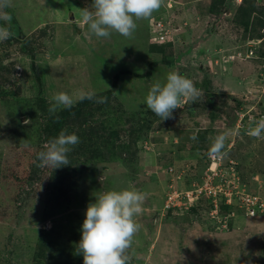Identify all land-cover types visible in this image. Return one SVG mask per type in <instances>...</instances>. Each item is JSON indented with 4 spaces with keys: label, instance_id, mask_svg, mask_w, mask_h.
Returning a JSON list of instances; mask_svg holds the SVG:
<instances>
[{
    "label": "rangeland",
    "instance_id": "1",
    "mask_svg": "<svg viewBox=\"0 0 264 264\" xmlns=\"http://www.w3.org/2000/svg\"><path fill=\"white\" fill-rule=\"evenodd\" d=\"M212 1L163 0L158 10L166 9L172 20L183 18L188 22L183 24L182 29L170 30L168 39L173 40V46H166L161 55L151 53L149 27L144 23L145 19L136 21L137 27L131 38L117 39V44L114 42L113 45L107 43L108 52L106 48L105 52L100 51L102 47L97 48L99 45L105 47L104 41L102 43L95 36L89 38L87 27L78 22L79 10L90 8L92 0H12V7L5 11L13 13L23 36L27 38L23 44L28 41L40 44L37 66L39 73L42 70L49 79L44 88L39 83L36 72H25L28 65L21 66L24 54L22 45L16 39L0 42L2 65L11 72L3 70L1 75L4 78L0 81L7 90H14L18 97L22 96L21 99L45 97L50 101L54 93L67 92L71 95L77 90L107 92L112 88L116 76L130 78L128 73L131 71L141 76L130 78L127 86L118 87L119 93H116L118 101L131 111L142 107L145 109L149 88L156 82L162 85L166 83V77L172 71L191 79L201 95L195 102L186 99L183 107L172 113L169 124L178 131L180 129L175 144L183 150L174 153L157 151L158 142L152 137L153 145L144 147L145 151L135 157H129L127 165L119 162L98 164V171L93 173L95 181L88 178L90 170L83 175L78 174L81 170L78 166V171L71 170L73 173L69 172L64 183L66 190L71 189L73 193L57 198L55 206L59 209L53 210L55 214L47 220L39 213L44 208L51 211L53 206L48 208L49 199L45 204L39 205L41 193L35 198L36 190L40 191V183L36 181L29 184L24 180L35 169L39 170L40 177L44 176L42 172L46 167L37 166V156L45 150L46 143L38 138L37 128L31 127H39L41 116L38 120H32L29 115L31 108L27 103L18 104L15 100L3 98V103L0 101V264H68L78 254L77 246L82 238L81 229L88 204L95 203L96 197L104 192L130 189V186L147 193L143 212L135 218L142 227L129 250L130 254L134 253L132 264H249L260 258L264 249V216L249 218L242 208L233 207L232 212L236 214L233 219L223 221L219 216L213 219V212L205 200L200 202L196 211L183 215L176 212H169L168 215L164 208L170 185L167 172L170 165H174L176 172L188 180L176 183L178 188H186L192 178L201 180L206 152L191 149L197 144L191 137L195 134V124L199 121L203 129L212 124L213 140L222 133L234 131L235 134L229 135L225 141L232 140L229 147L234 146L233 140L239 136L236 139L240 144L238 149L236 147L237 153L228 151L225 158L241 160H238L239 163L234 159L240 164L244 175L241 179L249 189L255 188L252 177L264 176V139L246 138L238 134L237 129H233L234 122L239 124L241 118L240 131L246 124L251 126L254 118L264 114L260 109V103L264 101V43L258 49L259 59L241 64L235 61L232 64L235 70H230V77L228 71L224 74V79L223 76L215 79L214 74H222L221 69L224 71L226 63L215 64L213 60L206 62L205 55L200 52L202 46L209 42L221 47L214 55L218 54L222 58L225 55L235 57L240 49H246L240 40L248 37L249 32L245 36L243 28L233 22L241 0H227L232 12L221 18L208 12L207 8ZM158 10L152 13L151 20L157 18ZM202 10L206 13L201 14ZM197 18H200L199 22ZM75 22L78 26H74ZM188 24L191 25V30H188ZM9 25L10 22L0 20V26ZM137 29H141L140 33H143L139 38H136L138 35L134 37L135 33H139ZM256 29L253 35H264L259 26L253 27L252 31ZM184 33L188 35H183ZM133 38L136 39L132 41ZM188 47L191 53L179 60L177 66L164 65L168 68L163 69L158 78H154L157 75L156 68H153L151 76L143 77L150 71L153 60L161 61L163 56L168 59L173 55L178 58ZM149 52L151 57L147 54ZM97 53L102 56L95 62ZM105 53L112 57V62L106 58L102 60ZM43 57L46 58L44 62ZM101 65L108 72L105 76L102 72L95 78V67ZM228 66L230 67V63ZM23 76L26 79L24 83ZM105 80L108 87L104 86ZM208 97H211L212 105L207 102ZM78 100L75 99V102ZM180 118L184 120L180 122ZM125 119L128 120V116ZM168 120L155 122L153 133L160 127L162 130L170 129L169 124H166ZM133 122H128L127 126L130 128L129 123ZM119 138L118 144L125 140L123 131L119 132ZM25 144L28 146L25 147ZM201 144L208 146L210 142ZM180 154L184 158H176ZM250 173L255 174L251 177ZM77 184L81 189L77 188ZM218 211L220 212L219 209ZM41 237L50 241L40 242Z\"/></svg>",
    "mask_w": 264,
    "mask_h": 264
},
{
    "label": "trees",
    "instance_id": "2",
    "mask_svg": "<svg viewBox=\"0 0 264 264\" xmlns=\"http://www.w3.org/2000/svg\"><path fill=\"white\" fill-rule=\"evenodd\" d=\"M93 1V0H92ZM236 1V0H233ZM232 2V0H231ZM264 0H241V3H239V6L235 12L234 20L233 22L235 25H237L240 28H243L246 34L249 32L248 37L242 38L240 40V43L242 45L246 46V49L237 52L236 56L231 59L230 56L225 55L224 58H222L220 55L215 54L214 52L220 50V46L218 45H212L209 42H206L204 46H202L201 55H205V60L206 62L208 61H214V62H221V63H226V68L224 71L221 69L222 74H214L216 76L215 79H220L223 76V79L225 78L224 74H226L229 71V77H230V70L233 69L234 67L232 64H234L235 61L243 63V62H248L249 60H256L259 58L255 57H249L246 59V52L252 47L250 45H255L258 42H261L262 44L264 43V35L260 36H255L253 35L257 29L253 32L252 28L255 26H259L260 30H264ZM180 9V8H179ZM178 9V10H179ZM177 10V11H178ZM208 12L211 15H214L215 17L221 18L223 15H227V13L231 14V6L229 3H227V0H213L212 3L208 6L207 8ZM231 11V12H230ZM201 14L206 13L205 11H201ZM170 13L166 12V9L164 10L163 8L161 10L157 11V31L152 30L151 26V19L149 21V33H150V46H151V53H161L164 54L166 46L172 47L173 40L168 39L170 37L169 33L170 30L174 31L176 28H184L183 24H186L188 20L186 19H174L172 20L171 16H169ZM12 16V20L10 21V25L8 26L12 32V38L16 39L21 45H22V51L23 57L21 58V66L25 67V65H28V67H25V72H34L37 73L38 75V81L41 83V86L45 88V83H48L49 79L46 78V75H44L43 71L41 70V73H39L38 69V60L40 56V44L36 45L35 41L34 43H30L29 41L23 44L27 38L23 36L21 28L18 26V22L16 18L13 16V13H10ZM153 16H155L153 14ZM201 16V15H200ZM155 18V17H154ZM200 18H197V21L199 22ZM74 26H77L74 24ZM162 26V27H160ZM188 30H191V25H187ZM138 33V32H137ZM138 34H134V37H136ZM183 35H188V33H184ZM20 37V38H18ZM24 38V39H23ZM161 38V40H160ZM23 39V41H22ZM121 39V38H119ZM245 48V47H244ZM261 48V47H260ZM252 49H256L253 47ZM39 52V53H38ZM191 53L190 47L186 50V52H181L176 58L175 55H173L170 58H163L161 61H155L153 60L151 65H150V71L145 73L143 77H149L151 76V72L153 68L157 69V75H154V78L157 76H160L161 73H163V69H166L168 67L164 65H168L173 67L174 65L177 66L179 60H182L183 57H186ZM208 53V55H206ZM264 56V52H263ZM45 57V56H44ZM43 57V62L46 60V58ZM225 58L228 59V61H225ZM29 60V61H28ZM2 59L0 58V80L4 78V76L1 75L2 71L4 72L8 71L3 65H2ZM99 61V60H98ZM259 61V60H258ZM28 62V63H27ZM230 63V67L228 66V63ZM202 66V65H201ZM237 64L235 65V67ZM169 67V68H171ZM209 67V64L208 66ZM22 69V68H21ZM158 69H161L158 71ZM235 70V68H234ZM8 73L11 74V72L8 71ZM130 78H137L141 76L138 73L135 72H129L128 73ZM179 74H181L179 72ZM236 75V72H234ZM233 74V76H234ZM182 75V74H181ZM232 75V74H231ZM123 76V75H122ZM122 76H116L112 88L109 91L101 92V93H96L97 98L99 97H106L107 100L104 103H98L96 100H78L73 104L71 109H64V108H58L55 113H50L49 112V107L51 106L47 98L45 97H34L33 99H21V97L16 94V91L14 90H7V87L3 86L2 81H0V101H3L5 99L8 100H15L18 102V104L22 103H27V105L31 108V112L29 115L31 116L32 120H38L39 116H41L42 122H40L39 127L38 126H31V127H36L37 128V136L38 138L45 143H48L54 138H57L60 134L61 131H66V134H73L75 133L78 137L80 142L75 145V146H70L71 151L67 154L69 164L66 166H62L57 169H53L52 167H46L45 170H43V177L39 176V170H33L31 174L27 175V177L24 179L27 183L29 184H34L36 181H38L40 184L38 185L40 191L36 190L35 193V198L36 196L41 193L42 195H39V205L45 204V202L49 199L48 203V208L53 206L51 208L52 210L48 209H43L42 212L39 214L44 217V220H47L48 218H52L55 213H53V210L59 209L58 207L56 208L55 204L57 203V198L59 197H64L65 195L69 193H73L71 189L66 190L65 188V180L69 176V172L71 170H75V172L78 171V166L81 167V170L78 172L81 175H83L85 172L90 170V174L88 178H91L93 181H95L94 174L98 171V164H109L112 162H119L121 164L127 165V161L129 160V157H135L138 153H141L142 151H145L144 146L145 143H151V138L155 137L154 139L157 140L158 145L157 149L162 151L163 148L167 150V146L169 147V152H176V151H181L183 148L181 147H176V142L175 140L177 139L179 131L172 128L170 126V120L171 118L167 121V125L170 127V129L167 130H162V127L156 130L153 129V124L155 122L161 121L159 117H157L154 113L151 111H147L148 109L145 106V109L142 107L138 109L137 111H131L125 107V104L123 105L121 102L118 101L116 93H119L117 91L118 87L123 88L126 87L127 84L130 82L129 76L127 78H122ZM22 77V76H21ZM10 79V78H9ZM23 83L26 82V79H24V76L22 78ZM127 81V82H126ZM125 83L124 85H122ZM41 87V91H42ZM203 89V88H202ZM150 90V88H149ZM237 90V89H236ZM117 91V92H116ZM17 95V97H16ZM42 96V95H41ZM210 103L212 105L211 97H208ZM3 103V102H2ZM260 109L264 113V101H261L260 103ZM145 111V112H144ZM147 112V113H146ZM192 113V112H191ZM128 116V120L125 119V117ZM264 116V114L262 115ZM261 116V117H262ZM261 117H256L252 120L251 125H254L256 121L261 119ZM180 122L184 120V118L179 119ZM134 121L133 123L130 124V128L127 126L128 122ZM254 121V122H253ZM214 122V120H213ZM165 124V125H166ZM236 124L237 122H234L233 129H236ZM196 128H195V134L197 136L196 145L191 147V149L194 150H201L205 151L206 154H204V157L206 158L205 160V165L202 167V173H201V180H195L192 178L190 182L185 186L186 188L181 190H187L190 189L192 186L193 182H198L199 184L202 183V180L204 178L206 169L208 167V156H209V150L211 147V144L213 142L212 137V132L213 129H211V125L207 126V128L203 129L200 127V121L199 123L196 122ZM127 126V127H126ZM126 128V130L124 129ZM166 129V128H165ZM183 129V128H182ZM185 130V129H184ZM123 131L125 140L123 142L119 143V132ZM238 134L244 135L246 138L254 139L253 137H250L248 135V132L246 131V128L242 129L241 131L238 130ZM157 133V134H156ZM152 134H155L156 136H152ZM237 134V135H238ZM164 138L166 139L164 141ZM239 138L236 137L234 141V146L229 147L231 144V141L226 142V151H231L237 153V149L239 148L240 144L239 142L236 141V139ZM160 139V140H159ZM212 139V140H211ZM194 141V142H195ZM210 145H202L201 143H209ZM236 144V145H235ZM163 146V148L161 147ZM156 149V150H157ZM233 149V150H232ZM208 151V152H207ZM131 155V156H130ZM181 156L178 155V157ZM227 158V157H226ZM224 157V162L225 164H229L231 161L236 163L235 168L237 174L240 175V177H243L244 175L242 174L243 172L241 171L240 168V160L239 158H234L237 160L235 162L234 159H229L227 160ZM241 161V160H240ZM76 165V167H74ZM171 167H174V165H170ZM169 166V168H170ZM176 169V168H175ZM27 172V170H26ZM73 173V172H71ZM170 176V185L171 181L173 179V175L171 172H168ZM178 173L176 172V175ZM255 173H250L249 176H254ZM38 176V177H37ZM87 177V175H85ZM185 177V176H184ZM179 181H186V179H183ZM255 177H258L259 180H261L264 183V176L257 175ZM254 177H252L253 179ZM257 178V179H258ZM24 181V182H25ZM188 182V180L186 181ZM243 182V181H242ZM256 184L257 181H253ZM169 185V186H170ZM81 189V186L77 184V188ZM69 191V192H68ZM71 191V192H70ZM34 198V199H35ZM69 198V196L67 197ZM209 203V209L213 207L212 205V200L207 201ZM53 203V204H52ZM211 203V204H210ZM221 207V215L224 217H227V215L230 214L232 210V206L225 205L224 203H220ZM49 208V209H50ZM195 208H191V212L196 211ZM189 211V212H190ZM172 211H168V215ZM188 213V212H187ZM181 216V215H180ZM259 216H264V214H260ZM48 240V241H47ZM50 239L43 238L41 237L40 242H49ZM41 264V263H40ZM68 264H83V256L80 254H77L74 259H71L68 261ZM249 264H264V249L262 250V254L260 258L254 259L250 261Z\"/></svg>",
    "mask_w": 264,
    "mask_h": 264
},
{
    "label": "clouds",
    "instance_id": "3",
    "mask_svg": "<svg viewBox=\"0 0 264 264\" xmlns=\"http://www.w3.org/2000/svg\"><path fill=\"white\" fill-rule=\"evenodd\" d=\"M162 4L163 0H93L90 8L79 10L78 22L87 27L89 38L92 36L110 38L113 32L125 38H131L137 27L136 21L150 18ZM10 7H12V0H0V20L5 22L12 20V16L5 11ZM12 35L9 27L0 26V42L10 39ZM260 44L261 42L250 45L256 48L252 57L258 58ZM252 48H248L246 56L250 50H253ZM200 95V90L195 87L191 79L177 71H172L168 73L166 83L162 85L156 82L151 86L145 104L148 110L163 121L172 118L173 110L182 108L185 99L195 102ZM74 98L81 101L95 99L98 103H104L107 100L106 97L97 98L93 91L77 90L71 95L67 92H58L51 96L49 112L55 113L58 108L71 109L75 103ZM28 122L25 121V123ZM234 134L235 132L230 130L216 136L211 144L209 155L217 158L227 157L225 141L229 135ZM248 135L256 139H264V118L256 121L255 127L249 128ZM191 139L196 140L197 136L194 134ZM79 142V137L75 133L66 134V131H61L57 138L44 145V151L38 153L37 166L57 169L68 165L67 154L71 151L70 146H75ZM255 179L256 177L253 181L256 182ZM146 198L147 193L137 190L135 186H130V189L104 192L96 197L95 203L88 204L81 229L82 238L77 246L78 254L83 256V264H132L134 253L130 254L129 250L135 235L142 227L135 218L143 212ZM229 206H232V209L233 207L240 209L236 204ZM218 209L223 221L233 219L236 215L231 210L230 214L224 217L221 215L220 206ZM243 212L245 213L244 210ZM260 214L262 213L247 216L256 218Z\"/></svg>",
    "mask_w": 264,
    "mask_h": 264
},
{
    "label": "built area",
    "instance_id": "4",
    "mask_svg": "<svg viewBox=\"0 0 264 264\" xmlns=\"http://www.w3.org/2000/svg\"><path fill=\"white\" fill-rule=\"evenodd\" d=\"M151 28L157 31V18L151 20ZM162 27V26H160ZM161 39V38H160ZM255 54V49L250 50L247 54V58L252 57ZM234 57H231L233 59ZM225 60H228L225 58ZM211 63V62H210ZM218 62H215L217 64ZM186 99L184 100V104ZM261 118H264L262 116ZM242 123V118L239 124ZM237 124L238 129L241 126ZM247 125V127H246ZM243 128L249 131L251 125L248 127L246 124ZM152 146V143H145L147 146ZM208 167L206 169L202 183L193 182L190 189L181 190L176 183L182 180V175L177 174L173 167H170L167 172H171L173 179L169 186V192L166 193L165 211H172L183 215L191 210V208L198 207L200 202L205 200H212V218L220 217L218 207L221 202L226 205L236 204V206L242 208L249 216H256L258 213H264V183L261 180L255 179L258 184L255 185L253 190L249 189L247 185L242 182L239 174L236 172L233 161L229 164H225L224 158H217L215 156H208ZM211 204V203H210ZM214 210L216 211L214 213ZM221 218V217H220ZM222 219V218H221Z\"/></svg>",
    "mask_w": 264,
    "mask_h": 264
},
{
    "label": "crops",
    "instance_id": "5",
    "mask_svg": "<svg viewBox=\"0 0 264 264\" xmlns=\"http://www.w3.org/2000/svg\"><path fill=\"white\" fill-rule=\"evenodd\" d=\"M75 17V16H74ZM76 18V17H75ZM78 19H80L79 17H78ZM150 19L151 18H148V19H145L144 20V23L145 24H147V26L149 27V21H150ZM146 20H147V22H146ZM75 24L77 25V23L75 22ZM78 26V25H77ZM79 28V27H78ZM80 29V28H79ZM138 30V32H139V35H138V37H136V38H139V37H141L142 36V34L143 33H140V31H141V29H137ZM148 31H149V28H148ZM112 34H114V35H112ZM111 34V37L110 38H99V40H101V42L103 43V41H104V44L103 45H105V47H103V46H101V45H99V47H97V48H103V49H100V51L101 50H104L105 52H106V50H107V47H106V45H108L107 43H110V44H112L113 45V43L115 42L116 43V40L117 39H119V38H121V40L122 39H125V37H123L122 38V36L120 35V34H118V33H115V32H113ZM118 35V36H117ZM151 36V35H150ZM150 36H149V42H150ZM136 38H133L132 39V41L133 40H135ZM66 40V39H65ZM66 41H69V40H66ZM117 44V43H116ZM105 48H106V50H105ZM131 49V48H130ZM132 50V49H131ZM107 52H108V50H107ZM138 53H141V52H138ZM108 53H105V56H103V57H101L102 58V60H104L105 58H106V60L107 61H110V62H112V57H109L108 55H107ZM149 56L151 55V53L149 52V53H147ZM107 55V56H106ZM58 56V55H57ZM100 56H102V55H100L99 53H97L96 54V58H95V62L96 61H98L99 60V57ZM152 56V55H151ZM150 56V57H151ZM147 64H149V63H147ZM116 66H119V65H117V64H115ZM149 65H147V67H148ZM97 67H99V68H97ZM106 67H104L103 65H101V66H96L95 67V70H94V72H93V74H94V76H95V78L98 76V75H100L102 72H103V74H104V76H105V74H106V72H108V71H104L103 69H105ZM123 78H124V76H122ZM131 80V79H130ZM104 86L105 87H108V84L106 83V80L104 81ZM102 89H104V88H102ZM102 89H100V91L102 90ZM161 147L163 148V146L161 145ZM169 147L170 146H167L166 148H167V150H169ZM163 150L164 151H162L161 149H160V152H163V153H174V151L173 152H169V151H167V150H165V148H163ZM157 151H159L158 149H157ZM184 155L183 154H181V156H179L180 158H184L183 157ZM178 156H176V158H177Z\"/></svg>",
    "mask_w": 264,
    "mask_h": 264
},
{
    "label": "water",
    "instance_id": "6",
    "mask_svg": "<svg viewBox=\"0 0 264 264\" xmlns=\"http://www.w3.org/2000/svg\"><path fill=\"white\" fill-rule=\"evenodd\" d=\"M149 264H152V263H149ZM177 264H179V263H177Z\"/></svg>",
    "mask_w": 264,
    "mask_h": 264
}]
</instances>
